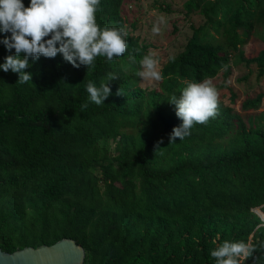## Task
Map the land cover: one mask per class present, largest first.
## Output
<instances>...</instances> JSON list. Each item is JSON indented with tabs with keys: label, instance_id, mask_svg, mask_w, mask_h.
<instances>
[{
	"label": "trees",
	"instance_id": "16d2710c",
	"mask_svg": "<svg viewBox=\"0 0 264 264\" xmlns=\"http://www.w3.org/2000/svg\"><path fill=\"white\" fill-rule=\"evenodd\" d=\"M123 1L101 0L98 23L125 26ZM184 8L202 22L181 51L157 54L163 79L152 88L136 73L156 49L131 32L123 56L98 57L90 69L60 54L29 58L24 84L0 69L3 252L71 239L83 264H215L216 243L251 240L257 251L244 264H264V123L243 116L258 111L264 93L236 111L219 95L227 88L234 104L233 90L215 85L219 114L173 143L181 121L168 102L187 81L227 79L231 61L264 78V0H186ZM254 39L262 47L248 55ZM8 55L14 50L0 44V64ZM110 73L118 76L112 95L90 102L86 83L99 86Z\"/></svg>",
	"mask_w": 264,
	"mask_h": 264
},
{
	"label": "clouds",
	"instance_id": "9594fccd",
	"mask_svg": "<svg viewBox=\"0 0 264 264\" xmlns=\"http://www.w3.org/2000/svg\"><path fill=\"white\" fill-rule=\"evenodd\" d=\"M102 11L101 0H30L25 6L23 0H0V44L12 52L4 58L0 69L18 73L21 84L32 81L31 73L23 71L29 67V58L34 62L41 56L55 58L62 55L64 61L74 68H92L98 57L112 61L123 56L128 48L127 26L104 24L97 21ZM161 17L152 27L158 34ZM140 70L136 73L143 81L154 83L163 79L159 60L154 51L142 56ZM118 76L109 74L106 81L97 86L89 80L86 92L89 101L101 105L112 95L109 82ZM116 95H122L119 88ZM168 102L175 106V115L181 121L174 126L169 136L170 143L191 135L197 125H205L219 114L218 92L211 79L187 81L179 95L173 94ZM87 104L81 107L87 108ZM162 141L155 145L156 149ZM214 243H216L214 241ZM264 247V244H261ZM257 251L251 240H224L210 250L215 264H244Z\"/></svg>",
	"mask_w": 264,
	"mask_h": 264
},
{
	"label": "rangeland",
	"instance_id": "374dc122",
	"mask_svg": "<svg viewBox=\"0 0 264 264\" xmlns=\"http://www.w3.org/2000/svg\"><path fill=\"white\" fill-rule=\"evenodd\" d=\"M186 0H124L121 6V13L127 26V31L138 38L141 44L152 45L151 50L163 58L175 55L181 51L191 34V26H198L202 20L198 15H187L184 3ZM163 18L164 23L160 25V32L154 34L152 27ZM262 47L258 39L244 47L245 53L253 55ZM160 68V64H159ZM214 85L225 84L237 95L234 104L229 102V91L227 88L220 90L219 95L225 105L233 107L240 111V104L247 98H253L258 93H264V78H256V69L246 67L243 64H229V76L226 79L221 73L213 81ZM158 82L149 83L139 77V86L141 88H152ZM256 115L259 117V123H264V99L255 113L244 114L243 116ZM257 211L261 212L259 209Z\"/></svg>",
	"mask_w": 264,
	"mask_h": 264
},
{
	"label": "water",
	"instance_id": "95a60500",
	"mask_svg": "<svg viewBox=\"0 0 264 264\" xmlns=\"http://www.w3.org/2000/svg\"><path fill=\"white\" fill-rule=\"evenodd\" d=\"M84 257V249L71 239H62L49 246L25 247L13 253L0 249V264H83Z\"/></svg>",
	"mask_w": 264,
	"mask_h": 264
},
{
	"label": "bare ground",
	"instance_id": "6f19581e",
	"mask_svg": "<svg viewBox=\"0 0 264 264\" xmlns=\"http://www.w3.org/2000/svg\"><path fill=\"white\" fill-rule=\"evenodd\" d=\"M264 220V219H263Z\"/></svg>",
	"mask_w": 264,
	"mask_h": 264
}]
</instances>
